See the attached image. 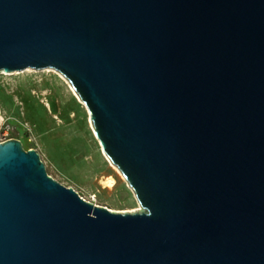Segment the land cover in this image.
Masks as SVG:
<instances>
[{
  "label": "water",
  "instance_id": "water-1",
  "mask_svg": "<svg viewBox=\"0 0 264 264\" xmlns=\"http://www.w3.org/2000/svg\"><path fill=\"white\" fill-rule=\"evenodd\" d=\"M59 70L142 207L0 142V264H264V0H0V71Z\"/></svg>",
  "mask_w": 264,
  "mask_h": 264
},
{
  "label": "rangeland",
  "instance_id": "rangeland-1",
  "mask_svg": "<svg viewBox=\"0 0 264 264\" xmlns=\"http://www.w3.org/2000/svg\"><path fill=\"white\" fill-rule=\"evenodd\" d=\"M69 84L53 68L2 70L0 114L14 124L12 134L25 148L37 149L47 172L60 182L111 209L141 208L121 170L102 154L89 110Z\"/></svg>",
  "mask_w": 264,
  "mask_h": 264
},
{
  "label": "built area",
  "instance_id": "built-area-1",
  "mask_svg": "<svg viewBox=\"0 0 264 264\" xmlns=\"http://www.w3.org/2000/svg\"><path fill=\"white\" fill-rule=\"evenodd\" d=\"M14 124L4 115L0 114V142L10 137H17L12 134Z\"/></svg>",
  "mask_w": 264,
  "mask_h": 264
},
{
  "label": "bare ground",
  "instance_id": "bare-ground-1",
  "mask_svg": "<svg viewBox=\"0 0 264 264\" xmlns=\"http://www.w3.org/2000/svg\"><path fill=\"white\" fill-rule=\"evenodd\" d=\"M46 68H53V67H46ZM31 69H33L32 67H28L27 68V70H31ZM53 69H55V68H53ZM56 70V69H55ZM58 71V70H57ZM60 72V71H59ZM61 73V72H60ZM62 74V73H61ZM63 75V74H62ZM64 76V75H63ZM65 77V76H64ZM66 78V77H65ZM67 79V78H66ZM68 80V79H67ZM69 81V80H68ZM69 83L71 84V82L69 81ZM68 84V83H67ZM68 85V86H70V90H72V93H73V95L81 102V103H83V104H85V102L80 98V96H79V94H78V92L76 91V89L73 87V85L71 84V85ZM90 120H91V117H90ZM91 126H92V129H93V132H94V134H95V136H96V138L98 139V141H99V143H100V145H101V150H102V153L105 155V157H106V159L111 163V164H113V165H115L116 167H117V165L116 164H114L112 161H111V159L109 158V156L107 155V153L104 151V149H103V146H102V144H101V141H100V139L98 138V136H97V134H96V131H95V128H94V125H93V122H92V120H91ZM118 168V167H117ZM119 169V168H118ZM120 170V169H119ZM113 181V179H111L109 182H112ZM114 182V181H113ZM113 184V183H112Z\"/></svg>",
  "mask_w": 264,
  "mask_h": 264
},
{
  "label": "crops",
  "instance_id": "crops-1",
  "mask_svg": "<svg viewBox=\"0 0 264 264\" xmlns=\"http://www.w3.org/2000/svg\"><path fill=\"white\" fill-rule=\"evenodd\" d=\"M103 154V153H102ZM104 155V154H103ZM104 157H105V155H104ZM106 158V157H105ZM107 160V159H106ZM108 161V160H107ZM109 162V161H108ZM110 165H111V163H110Z\"/></svg>",
  "mask_w": 264,
  "mask_h": 264
}]
</instances>
